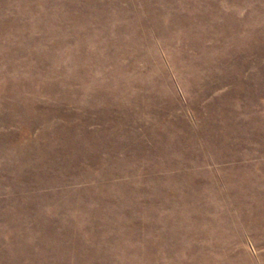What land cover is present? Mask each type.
<instances>
[{"label": "rangeland", "instance_id": "rangeland-1", "mask_svg": "<svg viewBox=\"0 0 264 264\" xmlns=\"http://www.w3.org/2000/svg\"><path fill=\"white\" fill-rule=\"evenodd\" d=\"M0 264H264V0H0Z\"/></svg>", "mask_w": 264, "mask_h": 264}]
</instances>
